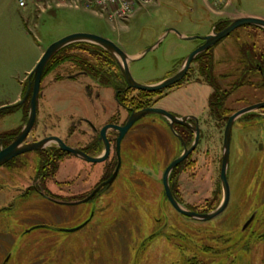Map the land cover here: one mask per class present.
<instances>
[{"label": "rangeland", "instance_id": "rangeland-1", "mask_svg": "<svg viewBox=\"0 0 264 264\" xmlns=\"http://www.w3.org/2000/svg\"><path fill=\"white\" fill-rule=\"evenodd\" d=\"M50 10L33 13L37 20L25 24L18 16L21 9L16 0L0 1V103L4 104L0 107V134L24 124L28 100L20 105L18 102L26 90L27 70L39 52L41 55L54 41L73 33H92L134 56L169 28L185 36H202L209 31L212 20L244 14L264 18V0H157L135 8L126 22L77 11L73 6L53 5ZM235 33L238 35L215 45L216 54H212L214 79L224 90H219V98L215 96V101L221 97L224 102L223 115L264 101V83L255 75L250 76L248 86L237 88L243 80L242 66L236 68L234 61V40L248 34L242 29ZM257 40L256 46L261 47L264 36H257ZM198 44V39L183 40L170 32L155 49L130 62L131 75L140 83L160 81L174 72L182 57ZM71 67H52L43 75L29 141L55 135L77 146L92 136L82 118L91 119L96 128L106 119L119 124L126 120V110L132 106L118 105L112 85L75 73L79 70ZM200 77L194 62L180 85L145 97L149 106L199 117L198 145L188 163L177 168L172 177L175 180L179 173L176 188L181 205L209 212L222 198L219 172L225 121L204 116L210 90ZM136 95L134 90L124 93L127 100L136 99ZM162 95L166 96L159 99ZM17 97L15 103L8 104ZM137 133L152 137L135 155L128 143ZM183 136L188 144L192 142L191 133L184 131ZM181 149L163 117L145 116L121 142V165L110 189L92 202L78 205L53 204L36 194L12 203L11 189L19 185L28 190L34 178L42 188L38 190L46 194L48 189L65 197L91 189L100 177L102 164L92 165L56 152L22 155L20 161L26 166L20 178H0V264H264V109L241 116L232 126L227 170L229 202L214 219H188L175 211L163 195L160 176ZM48 155L54 157L49 160ZM37 156L41 158L39 173L35 172ZM79 197L67 200L74 202ZM11 205L10 210L4 209ZM252 215V221L243 229ZM88 218L90 221L76 231H61L78 227ZM35 225L50 228L27 232Z\"/></svg>", "mask_w": 264, "mask_h": 264}, {"label": "water", "instance_id": "water-1", "mask_svg": "<svg viewBox=\"0 0 264 264\" xmlns=\"http://www.w3.org/2000/svg\"><path fill=\"white\" fill-rule=\"evenodd\" d=\"M229 25L224 27L223 29L216 31L215 30V24L213 25L211 31L202 36H185L178 33L175 29L169 28L166 29L164 34L158 38V40L153 43L151 46L147 47L144 51H142L138 55H128L125 51H123L117 44L112 42L111 40L96 35L92 33H73L66 35L53 43H51L41 54L39 59L37 60L36 64L32 68V70L27 75V85L26 90L23 95V98L21 101L18 102V105L23 104L28 100V110L26 119L24 121V124L21 126L19 132L16 134L14 139L6 146L1 147L0 146V166L11 160L12 158L28 153V152H34V151H40L43 150L45 147L49 146V144L54 143L57 145V147L63 151L66 152L80 160H83L88 163H100L103 162L107 155H108V141L105 137V133L107 129L111 128L118 132V137L116 140V146H117V157L118 161L116 164V167L114 169L113 174L101 185H109L111 184L114 179L117 177L121 160H120V142L124 135L128 132V130L132 127V125L137 122L138 120L144 118L147 115L155 114L163 117L167 122L168 126L171 131H173V124H183L186 125L185 121L187 117H177L174 114L168 112L167 110H164L162 108L158 107H146L137 111H132L126 118L125 122L122 125H105L100 129V139L103 140L105 145V151L104 154L98 157H91L84 152H82L79 148L71 147L69 145H66L59 137L56 136H49L45 137L43 139H40L39 141L32 142V143H25V140L28 136V134L33 129L36 117H37V103L39 96L41 94L40 86L42 77L44 75L45 68L50 61V59L61 49L67 47L70 44L74 43H90L93 45H96L106 51L115 61L119 73L129 89L137 90V91H144L148 93H154L158 92L162 89H165L171 85L176 84L179 82L187 72V70L190 67V64L194 61L195 57L199 55L200 53H203L210 48L214 47L216 44H218L221 40L226 38L228 35H230L235 30L245 27V26H253L257 27L264 31V18L254 16V15H240L237 17H233L228 20ZM173 32L176 35H178L183 40H194L199 39L203 40V43L197 46L195 49L191 50L189 53H187L183 61L181 63V67L177 72L174 74L165 77L164 79L157 81L155 83H140L137 82L131 75L129 64L132 61L139 60L143 58L147 52L155 49L164 39V37L170 33ZM17 105V104H16ZM264 109V101L254 103L248 106H245L243 108L238 109L234 113H232L226 120L224 131H223V141H222V149H221V164H220V172H219V182L222 190V198L219 203V205L209 212H196L193 210H190L180 203H178L170 190L169 187V174L171 171L179 164L181 163L196 147V145L199 142V134L200 129L197 125V121H195V126L191 127V130L194 132V141L192 145L189 148H186V146H183V152L178 157L173 159L164 169L162 174V184L164 188V194L168 202L171 204L173 209L177 211L179 214L183 215L184 217L195 220V221H207L214 219L215 217L219 216L227 207L229 202V196H230V190H229V183L227 179V170L229 166V155H230V142H231V133H232V126L234 122L242 115L254 112L256 110ZM100 185V186H101ZM100 186L98 188H100ZM93 191L91 195L96 193V191ZM83 201H78L75 203H69V202H61V204L66 205H77ZM91 218V216H90ZM90 218H88L85 222H83L78 227L72 228V229H61L63 232H73L84 225H86ZM253 215L245 222L243 225V229L246 228L249 223L252 221ZM39 228H48L46 225H35L31 227L28 231L39 229Z\"/></svg>", "mask_w": 264, "mask_h": 264}, {"label": "flooded vegetation", "instance_id": "flooded-vegetation-1", "mask_svg": "<svg viewBox=\"0 0 264 264\" xmlns=\"http://www.w3.org/2000/svg\"><path fill=\"white\" fill-rule=\"evenodd\" d=\"M233 17H229V18H222V19H218L217 21H215V30L216 31H219L221 29H223L224 27H226L227 25H229V19H231ZM244 30V32L248 35H245L243 34L244 38L243 39H240L239 36L234 40V45L236 47V58L234 59L235 61V64H236V68L239 66H242L241 67V75L240 77L242 78V82L238 84L237 88H242L244 86H248L250 83V76L251 75H255L257 77H259L258 81L261 82V84L264 83V75L262 73V70L260 69V66L257 62V58H253L252 56V49L254 50L255 53H258L263 45H264V41H263V44H261L262 46L261 47H257L256 43L258 42L257 40V36L259 37L260 35H263L264 36V31L257 28V27H253V26H245V27H242V28H239L237 30H235L234 32H232L230 35H228L227 37H230L231 39V36L235 35L236 33L235 32H239V30ZM255 31V32H253ZM238 35V34H236ZM226 37V38H227ZM199 40V39H198ZM203 43V40H199V44H202ZM217 45V44H216ZM197 47V46H196ZM195 47V48H196ZM215 47V46H214ZM214 47L210 48L209 50L205 51V52H208L210 55L211 54H214L213 52L216 50L214 49ZM194 48V49H195ZM252 48V49H251ZM242 51H245L243 56H242ZM204 53V52H203ZM201 54V53H200ZM186 55V54H185ZM198 56V55H197ZM197 56L195 57L194 61L192 63L195 62ZM243 57V60L240 58ZM183 58L181 59L180 61V64L179 66L175 69L174 72L168 74L167 76H170L172 74H174L175 72H177L179 70V68L181 67V63L183 61ZM212 61H214V58H213V55H212ZM192 63L190 64V67L192 65ZM189 67V69H190ZM189 69L187 70V72L185 73L184 77L179 81L177 82L176 84L174 85H171L165 89H162L160 91H158L159 93L160 92H163L164 90H167L169 88H172L174 86H177V85H180L182 83V81L185 80V78L187 77V74H188V71ZM240 70V69H239ZM198 72L200 73L199 69H198ZM166 76V77H167ZM200 78L203 79V84L207 85L209 87V94L207 96V102H206V107L208 106V109L205 111L204 113V116L206 117H209L210 119L212 118L213 120H216L218 121L220 118H223L225 123H226V120L227 118L234 112L230 113V115H223L224 112H226V109L225 107L223 108V101H220V104H222V106H220L219 108H216V106L214 107V104L216 105L217 101L216 98H215V95H213L214 93V87L211 86V76L209 77H205L203 75H201L200 73ZM213 77H215L214 75V62H213ZM210 79V80H209ZM245 79V80H244ZM257 82V80H256ZM254 82V83H256ZM237 84V82L235 83ZM119 86H121L120 84H118ZM116 86V84H115ZM115 99L118 103V105L120 107L123 108V103L119 102V97L120 96L121 98H125L124 96V93L128 94L129 93V90H133V89H129L127 88V86L125 87L126 88V91L122 88H117L115 87ZM220 88L222 87V85H219ZM262 87H264V85H262ZM180 88V87H179ZM236 88V89H237ZM222 91H224L223 89H221ZM134 91H137V90H134ZM156 93V92H154ZM232 94V93H231ZM122 95L124 97H122ZM229 95V94H228ZM166 95H162L159 97V99L165 97ZM228 98V97H227ZM222 98H220L221 100ZM226 101V100H225ZM258 103V102H257ZM150 107H154V106H150ZM146 108V107H144ZM243 108V107H242ZM125 109V108H124ZM140 109H143V108H140ZM140 109H133V108H128L126 110L127 113V116L132 112V111H137V110H140ZM240 109V108H239ZM238 110V109H237ZM236 110V111H237ZM169 112V111H168ZM218 112H219V115H218ZM171 113V112H170ZM221 113V114H220ZM173 114V113H172ZM175 116L177 117H187L185 123L186 125H183V124H178V123H174L172 126H173V131L170 130L169 126H168V122L165 120V123L167 124L168 126V129L170 131V134H172V136L176 139V141L178 142V144L181 146V151L180 153L176 156L178 157L180 154H182L183 152V146H186V148H189L193 141H194V132L191 130V127H194L195 126V121H197V125L199 126V129H200V125H199V117L196 115V114H190V115H178V114H174ZM243 116V115H242ZM241 117V116H240ZM239 117V118H240ZM127 118V117H126ZM26 119V118H25ZM91 119H87V118H82L81 119V122H84L88 127H90V132L89 133H92V136L91 138H88V139H85L84 142H82L80 145L78 144L77 146H72L71 144H69L68 142H66L65 140H62L66 145H69L71 147H75V148H79L82 152H84L85 154L91 156V157H98V156H101L104 154V151H105V145H104V142L103 140L100 139V129L105 126V125H122L123 123L119 124L118 122H114L112 119H106L105 123L102 124L99 128H96L93 124L90 123ZM143 120L140 119L138 120L137 122H135L132 127L128 130V132L124 135V137L122 138V140L125 138V136L133 129L135 128L141 121ZM25 121V120H24ZM21 128V127H20ZM20 128L16 129V130H11V131H7L5 133H2V134H6V139H2L0 138V146L1 147H6L13 139L14 137L16 136V134L19 132ZM34 128V127H33ZM96 128V129H95ZM179 129H181L182 131H179ZM13 131V132H12ZM32 131V130H31ZM184 131H186L187 133H191L192 135V142L190 144H188V142H186V139L184 138L183 136V133ZM15 132V133H14ZM14 133V134H13ZM31 133V132H30ZM30 133L28 134L26 140H25V143H32V142H36V141H39L40 139H43L45 137H49V136H55V135H49V136H43L42 138L38 139V140H31L29 141L28 138H29V135ZM146 133V132H143V134ZM200 135V134H199ZM58 137V136H56ZM105 137L108 141V155L106 157V159L103 161V162H100V164L103 165V167L101 168L100 170V177L98 179V181L95 183V185L91 188V189H86L84 191H81V192H77V193H70L68 194L67 196L65 197H62V195L58 194V193H53L52 191L48 190L47 189V193L45 194V191H40L38 189H42L40 184L38 183H35V180L33 178L32 180V184H30V187L29 189L27 190H22L21 186L17 185L15 188H12L11 191L13 193V195L11 196L10 198V201L12 203H15L17 201H20V200H23L25 199L26 197L29 196H33L34 194H36L37 196H41L42 198H44L45 200L53 203V204H57V205H66V204H61V202H69V200H67V197H72L74 195H80L81 197L78 198L77 201H74V202H69V203H75V202H78V201H83V200H86L84 202H81L79 204H82V203H90L93 201L94 198H97L99 196L102 195L103 192L107 191L110 189V187L113 185V183L115 182V179L114 181L109 184V185H101L103 182H105L114 172V169L116 167V164H117V161H118V157H117V146H116V140H117V137H118V132L115 131L114 129H107L106 133H105ZM150 135L146 134V135H142V133L138 134L133 137V139H131V141L128 143L129 147L131 148V151L133 152V154H138V149L142 148V145L146 146V141L147 139L149 138L150 139ZM121 140V142H122ZM121 142H120V146H121ZM154 144V143H152ZM158 144V143H157ZM198 145V144H197ZM196 145V147H197ZM143 146V147H144ZM49 147V148H48ZM196 147L193 149V151L196 149ZM156 148V146L154 147ZM50 149V150H49ZM47 150V151H46ZM40 151H43L45 153H51V152H56V153H60V155H64V156H70V157H73V158H76L66 152H63L61 151L56 144L54 143H51L49 144V146L45 147L43 150H40ZM39 151V152H40ZM193 151L181 162L179 163L172 171L171 173L169 174V187H170V190H171V193L174 197V199L181 204L180 202V199L177 195V188H176V185L178 183V175L179 173H176V179L174 180V178L172 177L174 171L179 168L181 165L185 164V163H188V160H189V157L193 154ZM38 151H34V152H28V153H37ZM165 152H166V149H165ZM28 153H24V154H20L14 158H12L11 160H9L8 162H6L5 164H3L2 166H0V170H2V172L0 173V178L2 180H13L15 179H19L20 178V175L22 174V170H24V162L23 161H20L22 158H20L22 155H25V154H28ZM119 155H120V151H119ZM150 155V154H149ZM54 156H51V155H48V159L51 160ZM176 157H174L173 159H175ZM38 158V159H37ZM36 158V166H35V172L36 173H39L40 172V166H39V161L41 160V158L39 156H37ZM78 159V158H76ZM171 159L169 161V163L173 160ZM60 159H58L57 161H59ZM80 160V159H79ZM121 160V158H120ZM144 161H146V159H143ZM142 160V161H143ZM56 161V162H57ZM82 162H85L83 160H80ZM149 161H150V157H149ZM50 164V162H48ZM88 163V162H87ZM168 163V164H169ZM92 165H95L94 163H90ZM167 164V165H168ZM47 164H45L46 166ZM166 165V166H167ZM45 166L42 168V171L44 170ZM166 168V167H165ZM164 168V169H165ZM164 171V170H163ZM90 173H87L85 174L84 176H88ZM163 174V172H162ZM162 174L160 176V183H161V186H162V189H163V195L165 197V194H164V188H163V184H162ZM36 175V174H35ZM15 176V178H14ZM43 177H45V174L43 175ZM28 182H29V178H28ZM18 183V182H17ZM85 182H83L82 184H84ZM19 184V183H18ZM101 185V186H100ZM70 186V185H69ZM100 186V188H98ZM98 188V190L96 191V193H94L93 195H91L93 193L94 190H96ZM19 189H21L23 192H21V190L19 191ZM45 190V189H44ZM7 191V189H6ZM5 191V192H6ZM5 196V194H4ZM8 196V195H6ZM166 199V197H165ZM167 200V199H166ZM168 201V200H167ZM78 205V204H77ZM171 205V204H170ZM12 208V205L11 206H7L5 207L4 209L6 210H10ZM192 210V209H190ZM193 211H196V210H193ZM197 212V211H196ZM47 229L50 228L49 225H47Z\"/></svg>", "mask_w": 264, "mask_h": 264}, {"label": "trees", "instance_id": "trees-1", "mask_svg": "<svg viewBox=\"0 0 264 264\" xmlns=\"http://www.w3.org/2000/svg\"><path fill=\"white\" fill-rule=\"evenodd\" d=\"M252 49V48H251ZM245 51H242V56ZM253 58H257V62L264 75V45L262 49L255 53L252 49ZM243 60V57L240 56ZM195 62L198 64V69L203 76H211V86L214 87L213 95L219 98L220 86L216 83L213 75V61L212 54L208 52L201 53L197 56ZM63 64H70L73 68L76 67L75 73L89 75L92 79H96L101 83L116 86L117 88H122L126 91L125 83L119 73L118 67L113 60V58L100 47L90 44V43H74L58 51L48 62L44 74L51 70L52 67L57 68ZM71 67V68H72ZM210 80V79H209ZM120 84L121 86H119ZM132 91V90H129ZM222 91V90H221ZM157 93H148L144 91H137L136 99L131 98L127 100L126 98L119 97V102L125 103L128 106H132L133 109H140L144 107H150L148 100L145 96L150 97ZM221 98V97H220ZM220 101H217L215 106L219 108L222 106ZM128 102V103H127ZM132 103H135L132 105ZM221 108V107H220ZM6 134H0V138L6 139Z\"/></svg>", "mask_w": 264, "mask_h": 264}, {"label": "built area", "instance_id": "built-area-1", "mask_svg": "<svg viewBox=\"0 0 264 264\" xmlns=\"http://www.w3.org/2000/svg\"><path fill=\"white\" fill-rule=\"evenodd\" d=\"M40 4L42 10L45 5L56 4L62 6L82 7L86 10L104 14L109 20L125 21L135 8L157 2V0H34ZM21 7L26 6L27 0H18Z\"/></svg>", "mask_w": 264, "mask_h": 264}, {"label": "crops", "instance_id": "crops-1", "mask_svg": "<svg viewBox=\"0 0 264 264\" xmlns=\"http://www.w3.org/2000/svg\"><path fill=\"white\" fill-rule=\"evenodd\" d=\"M0 1H1V0H0ZM16 1H17V5H18V7L21 9V12L19 11L18 16H21V21H22L23 23H25V24H26L29 20H33V21H36V20H37V16H36V19L33 18V15H32L33 13L36 14V12H37L38 14H40V13L44 14V13H48V11L51 12L50 9H51V7L54 5V4L45 5V6L43 7V9L41 10V9L39 8L40 4L35 3L34 0H27V4H26V6H24V7H21V6L19 5L18 0H16ZM55 6H56V7H61L62 5H56V4H55ZM64 7H66V6H64ZM76 10H77V11H82V10H83V11H86V12H93V13H95V14H99V15H101V13L95 12V11H93V10H86V9H84V8H82V7H78V8H76ZM212 11H213V10H212V8H211V12H212ZM214 16H215V15H214ZM214 23H215V21L212 20V21H211V27H210V29H209V31H208L207 33L210 32V30L212 29ZM205 35H206V34H205ZM215 54H216V51H215L214 55H215ZM40 56H41V55H40V52H39V55H37L36 58H35V60H33L34 62H33L32 65L29 66V68H28L26 74H29V72L31 71L32 67H33L34 64L37 62V60L39 59ZM21 94H22V91H21ZM21 94H20V96H21ZM20 96H19V97H20ZM17 100H18V97L15 98L13 101H10L8 104L15 103ZM1 106H4V104H1V103H0V107H1Z\"/></svg>", "mask_w": 264, "mask_h": 264}]
</instances>
